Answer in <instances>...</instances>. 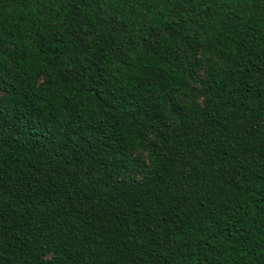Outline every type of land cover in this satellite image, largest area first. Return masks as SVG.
I'll use <instances>...</instances> for the list:
<instances>
[{
  "label": "trees",
  "instance_id": "16d2710c",
  "mask_svg": "<svg viewBox=\"0 0 264 264\" xmlns=\"http://www.w3.org/2000/svg\"><path fill=\"white\" fill-rule=\"evenodd\" d=\"M0 264H264V0H0Z\"/></svg>",
  "mask_w": 264,
  "mask_h": 264
}]
</instances>
